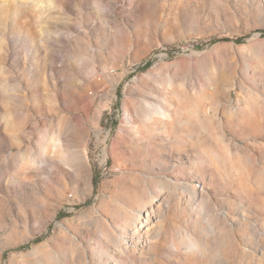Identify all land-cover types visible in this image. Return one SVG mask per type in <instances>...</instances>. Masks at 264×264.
Returning <instances> with one entry per match:
<instances>
[{
  "label": "rangeland",
  "instance_id": "rangeland-1",
  "mask_svg": "<svg viewBox=\"0 0 264 264\" xmlns=\"http://www.w3.org/2000/svg\"><path fill=\"white\" fill-rule=\"evenodd\" d=\"M0 264H264V0H0Z\"/></svg>",
  "mask_w": 264,
  "mask_h": 264
}]
</instances>
